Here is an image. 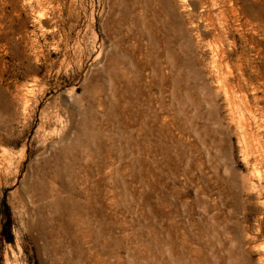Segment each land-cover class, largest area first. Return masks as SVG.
I'll use <instances>...</instances> for the list:
<instances>
[{"label": "rangeland", "instance_id": "1", "mask_svg": "<svg viewBox=\"0 0 264 264\" xmlns=\"http://www.w3.org/2000/svg\"><path fill=\"white\" fill-rule=\"evenodd\" d=\"M157 1L144 24L145 0H0V264H94L105 240L108 264H264V150L239 138L250 123L264 140V105L248 115L204 101L214 84L197 73L210 75L211 58L183 52L195 31L161 44L189 5ZM235 1L253 10L258 55L216 56L235 78L238 59L253 67L260 97L264 0ZM231 29L226 48L239 52L248 28ZM113 58L130 74L113 78ZM45 158L61 169L48 200H71L73 240L58 222L36 228L53 215L25 187Z\"/></svg>", "mask_w": 264, "mask_h": 264}, {"label": "bare ground", "instance_id": "2", "mask_svg": "<svg viewBox=\"0 0 264 264\" xmlns=\"http://www.w3.org/2000/svg\"><path fill=\"white\" fill-rule=\"evenodd\" d=\"M159 1H157V2H159ZM178 1L180 3H187L189 5V9L186 10L184 14H181L180 16H178L179 20L175 21L176 23H175L174 28L168 31V35L172 36V38L166 37L164 39V41L161 42L162 46H164L165 48L168 49V46L170 44V39L172 40L173 37L174 38H180V37L183 38L186 35L187 28H191V30L195 31V34L197 35V39L195 41H192V39L188 38L187 41L185 42V46H184L183 52L186 55H191L192 51H196V52L200 53L201 55H209L210 58H211L210 59L211 60V62H210V64H211V73H209L210 75H206V76L203 75L202 76V75L197 73V76H199V78L202 81H207L208 79L211 78V80H212V82L214 84L213 89L211 90L210 83L209 84L203 83V91H204L203 98H204V101H207L209 99V95L212 94L215 99L222 98L223 101L228 104V107L233 106V108L235 107V108L239 109V111L242 112V113L245 112V113H247L249 115V114L252 113V111L253 112L260 111L261 108H256V111L252 110V106H253L252 104L253 103H255V105H257L259 103L264 105V89L261 90L262 96L258 97L257 96L258 89H257L256 84L254 83V81H256V80L259 81L260 78H258L257 76L253 78V75H252V74H254L253 67H249V69L251 71H250V74L247 75L246 74V69L242 68L240 60L238 59V64L236 65V67H238V70L241 71V72L239 73V77L235 78L233 76V71H232L231 67H229V65H228L227 60L225 59V64H223L222 62H220V59L218 60L219 56H218V58L216 56V55H222V57H223V55H225L224 57L227 58L228 55H258L257 46H256V43H255V35L256 34L254 33V29H253L254 25L252 23L253 10L250 8V10H245V11L243 10L242 11L241 10L242 8H240L237 5V2L235 0H178ZM144 3H145L144 4L145 6L142 7V10L144 12V14H143L144 16L141 18L140 21H142L144 24H147V22H150V21H149V19H147L146 16L148 14L145 15L146 13L151 12V14L153 15L152 16L153 18L157 17L158 14H157V11H155L152 8L151 4L148 3V0H145ZM161 7H160V10H159V14L161 16L165 15V16L169 17L170 13L173 11V10H170L171 8H170L169 3L167 2V4L165 6H163L162 8ZM212 11L215 12V15H217L219 17L217 22H214L211 19V16L213 14ZM231 26H233L234 29H236L237 31H240V30H243L245 28H248L247 32H246V37H245V35L242 36L243 34L240 37L243 40V42L245 43L246 48L242 49L239 52H238V47H237L235 42H231L230 41L231 44H230L229 48H226V44L225 43L228 41L229 38L232 37ZM185 27H187V28H185ZM243 33H244V31H243ZM146 34H147V37L150 40H153V37H152V35H151V33L149 31H147ZM205 39H209V40L211 39V41L215 42L216 44H214L212 46L209 42H205ZM173 41L178 43V41H176V40H173ZM117 45H119V43ZM114 46H116V44H114ZM119 56H121V55H119ZM226 62H227V64H226ZM131 63H132V61H131ZM127 66H129V65H127ZM110 69L112 71L113 78H115V79L118 77V72L122 74V77H125L128 74V71H127V68L125 67V64L124 63H119L115 58H113L112 61H111ZM171 70H172V68H171ZM25 99H26V97H25ZM238 114H240V113H238ZM243 119H245V118H243ZM235 126H236V124H235ZM236 127H238V126H236ZM255 127L257 129L253 130L250 123L249 124H243V127H239L240 128L239 133H240V136H241L239 138L242 139V142H243L242 144H245L246 142L247 143L251 142V144L254 143V145L256 146L257 150H261L260 152L262 153V151L264 150V140H262L260 138L261 137L260 134H259L260 132H258L260 130L259 129L260 125H258V126L255 125L254 128ZM59 151H61V150H59ZM54 158H58V157L54 156ZM54 158H52V159L54 160ZM58 162H59V159L57 160V163ZM49 166H50V158H45V159L41 160L40 165L37 166L38 168H36V171H35V174L38 177V179L34 183H28L27 186L25 187L26 193H28L30 196H37L38 199H40L41 202L46 201L45 205L42 203L44 205V207L42 206V208H40L38 210V212L44 213L47 210V211H49V213H52V215H53L52 217H42V219H40V221H39L40 223L39 224L37 223L36 228H39L40 226H43L44 231L40 232V233L46 236V232H45L46 229H48L50 226H53V224H54L53 222H58V223L62 224V226H60V227H62L63 232L65 234H68V235L70 234L69 236L73 240V239H75V235H72L71 234L72 232H70V231L73 230L72 226L74 227V224H75V223L73 224L74 220H72V217H73L74 214L72 213V211L69 210L68 206H66V204H69L71 200L67 201L68 200L67 198L60 199L59 198L60 195H59V197H58V195L57 196L55 195L56 197L54 199H52V201L48 200V198L52 196L51 194H52V190L54 189L53 187H55V184L53 185V182L60 186V180H61L60 179V174H59V172H61V169L59 167H57V170L56 171L54 170V172L52 173L51 172L52 170L51 171L49 170ZM62 167H64V166H62ZM58 169H60V170H58ZM61 176H63V175H61ZM259 180H261V179L259 178ZM51 181H52V183H51ZM62 186H65V184H62ZM204 209H206V208H204ZM65 210H66V212H65ZM206 211H208V210H206ZM35 212H36V210H35ZM218 215L219 214H217V216ZM66 216L69 217V220H65ZM212 219L213 220L219 219V216L218 217L212 216ZM223 223H225V222H223ZM76 225H77V223H76ZM214 225H212L211 228L216 226V225L215 226ZM33 226L34 225H32V227ZM218 226H219V224H218ZM147 228H149V227L147 226ZM216 228H217V226H216ZM223 228L225 229L227 227L224 226V224H223ZM222 231H223V229H222ZM224 231H226V230H224ZM125 235H126V233H125ZM65 237H67V235H65ZM122 237H123V235H122ZM91 238H93L92 235H91ZM99 238H95L96 241H98ZM123 238H126V237H123ZM120 239H122V238H120ZM125 240L123 242H125ZM101 243L105 247V249H103L100 253H97L98 255L96 257L92 258V260H93L92 262H94V264H108L105 261V259L110 256L109 245H108V242L106 240L104 242H101ZM110 243H111V241H110ZM153 243H155V242H153ZM114 244H115V242H114ZM117 246H119V245H117ZM115 247H116V245H115ZM72 251H74V250H72ZM117 251H118V249H117ZM113 252H114V250H113ZM76 255H75L76 258L80 257V256H76ZM114 256H115V254H114ZM112 258H114V257H112ZM68 259H69V257H68ZM72 262L73 261H71V263ZM80 262L81 261L78 258V260L73 262V263L74 264H79ZM68 263H69V261H68Z\"/></svg>", "mask_w": 264, "mask_h": 264}]
</instances>
